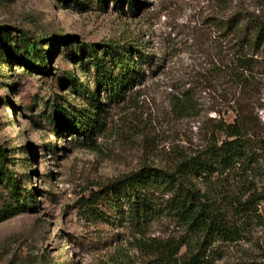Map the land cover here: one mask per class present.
I'll use <instances>...</instances> for the list:
<instances>
[{
  "label": "rangeland",
  "instance_id": "1",
  "mask_svg": "<svg viewBox=\"0 0 264 264\" xmlns=\"http://www.w3.org/2000/svg\"><path fill=\"white\" fill-rule=\"evenodd\" d=\"M259 26L264 0H0V264H154L144 243L178 240L174 221L146 217L138 230L124 199L109 194L94 208L85 200L142 166L168 168L176 153L201 149L231 92L212 69ZM25 36L38 42L34 56ZM108 45L143 74L113 103L90 65ZM247 53L264 59L262 49ZM256 72L247 102L264 130ZM186 91L197 109L179 117L171 101ZM59 108L92 118L90 138L72 133ZM211 250L213 264H264L263 220Z\"/></svg>",
  "mask_w": 264,
  "mask_h": 264
},
{
  "label": "trees",
  "instance_id": "2",
  "mask_svg": "<svg viewBox=\"0 0 264 264\" xmlns=\"http://www.w3.org/2000/svg\"><path fill=\"white\" fill-rule=\"evenodd\" d=\"M25 41L31 44L32 55L39 52L38 42L26 36ZM241 45L229 61L221 60L212 69L213 76L231 92L227 93L230 99L226 96L222 101L225 117L210 120L211 138L201 149L176 153L168 168L142 166L85 200L88 208H94L101 197L109 194L124 199L138 230L146 217L165 216L174 221L184 232L178 240L144 243L154 264H213L211 246L238 243L249 221L257 217L264 222V130L247 102V97L259 88L256 71H264V59H255L247 50H264V27H257ZM101 50V56L93 51L90 65L98 87L111 94L108 102L113 103L143 74L140 63L127 59L115 46ZM171 107L179 117H190L197 109L190 91L174 97ZM57 115L77 136L92 135V118L70 116L62 108ZM156 194L166 200L158 203ZM4 219L0 215V222Z\"/></svg>",
  "mask_w": 264,
  "mask_h": 264
}]
</instances>
